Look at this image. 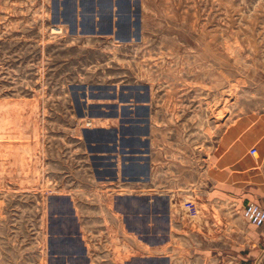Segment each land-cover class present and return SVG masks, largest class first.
<instances>
[{
  "label": "rangeland",
  "instance_id": "1",
  "mask_svg": "<svg viewBox=\"0 0 264 264\" xmlns=\"http://www.w3.org/2000/svg\"><path fill=\"white\" fill-rule=\"evenodd\" d=\"M263 116L264 0H0V264H187Z\"/></svg>",
  "mask_w": 264,
  "mask_h": 264
},
{
  "label": "crops",
  "instance_id": "2",
  "mask_svg": "<svg viewBox=\"0 0 264 264\" xmlns=\"http://www.w3.org/2000/svg\"><path fill=\"white\" fill-rule=\"evenodd\" d=\"M260 131L264 137V116ZM238 172L237 183L215 184L204 197V216L211 218L212 227L203 220L195 232L189 231L198 251L187 264H264V223L254 225L240 213L250 201L264 207V139L258 158Z\"/></svg>",
  "mask_w": 264,
  "mask_h": 264
},
{
  "label": "built area",
  "instance_id": "3",
  "mask_svg": "<svg viewBox=\"0 0 264 264\" xmlns=\"http://www.w3.org/2000/svg\"><path fill=\"white\" fill-rule=\"evenodd\" d=\"M257 149L251 147L250 153L255 154ZM242 214L252 223L261 225L264 223V207L260 204L250 201L246 203L242 208Z\"/></svg>",
  "mask_w": 264,
  "mask_h": 264
},
{
  "label": "bare ground",
  "instance_id": "4",
  "mask_svg": "<svg viewBox=\"0 0 264 264\" xmlns=\"http://www.w3.org/2000/svg\"><path fill=\"white\" fill-rule=\"evenodd\" d=\"M56 30V28H54Z\"/></svg>",
  "mask_w": 264,
  "mask_h": 264
}]
</instances>
